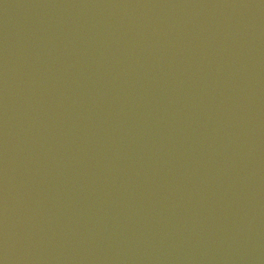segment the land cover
<instances>
[{"label": "water", "instance_id": "obj_1", "mask_svg": "<svg viewBox=\"0 0 264 264\" xmlns=\"http://www.w3.org/2000/svg\"><path fill=\"white\" fill-rule=\"evenodd\" d=\"M0 264H264V0H0Z\"/></svg>", "mask_w": 264, "mask_h": 264}]
</instances>
